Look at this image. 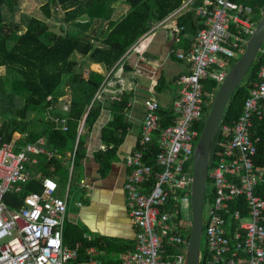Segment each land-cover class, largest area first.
<instances>
[{
    "label": "built area",
    "instance_id": "2783aa9c",
    "mask_svg": "<svg viewBox=\"0 0 264 264\" xmlns=\"http://www.w3.org/2000/svg\"><path fill=\"white\" fill-rule=\"evenodd\" d=\"M249 12L238 0H205L196 9L201 29L186 52L176 53L186 61L187 72L176 80V95L168 106L171 123L162 126L159 101L145 99L139 139L123 160L134 248L118 264L184 263L193 153L207 115L204 107L213 100L204 91V80L220 84L242 54L256 24ZM259 53L263 64L241 113L233 125L220 120L217 126L206 175L209 199L201 210L198 264H264V168L255 164L259 138L251 135L255 118L264 117V50ZM44 145L40 135H15L0 145V264H102L95 259L76 262L77 251L63 245L69 188L65 196H57L58 180L41 171L33 174L28 167L37 164V156L57 154ZM70 158L72 170L74 152ZM32 178L41 180L42 191L28 192L21 206L8 207L4 194H21Z\"/></svg>",
    "mask_w": 264,
    "mask_h": 264
},
{
    "label": "trees",
    "instance_id": "16d2710c",
    "mask_svg": "<svg viewBox=\"0 0 264 264\" xmlns=\"http://www.w3.org/2000/svg\"><path fill=\"white\" fill-rule=\"evenodd\" d=\"M19 1L0 0V68L3 69L0 74V145L10 142L15 135L32 139L39 133L45 149L56 150L57 154L37 156V164L28 167L33 174L41 171L44 176L56 177L60 190L62 184L72 178L69 177L70 155L74 152L71 172L76 166L80 170L95 122L101 110L107 108L112 117L101 128L104 149L94 153L99 175L104 176L110 171L117 150L132 127L124 119L130 107V95L97 100L95 96L104 75L87 70L84 76V64H97L104 73L110 71L142 36L185 4L176 14V25L181 29L179 38L187 35L192 43L202 27L196 9L205 0H46L41 5L46 18L52 16V7L62 12L59 22L65 33L63 37L48 32L51 26L44 19L21 14L15 20ZM238 1L250 9L248 15L254 22L264 10V0ZM116 2L128 9L113 19ZM261 49L264 50V44ZM262 64V54L258 53L247 75L231 94L221 117L222 123L233 125L250 87L258 80ZM218 86L209 78L204 80V91L213 97ZM65 96L67 98L63 99ZM208 101L205 113L210 108ZM159 111L161 125L170 124L172 116L168 107H160ZM251 135L259 138L255 164L264 168V117L255 118ZM16 142L22 145L21 139ZM42 189L41 180L32 178L24 184L21 194H4V201L8 207L17 208L23 202V195ZM207 199L206 183L203 203ZM62 241L65 247L77 251L76 262L95 259L102 264H118L119 257L134 248L133 240L89 234L85 226L68 219H65ZM89 249L95 254H88Z\"/></svg>",
    "mask_w": 264,
    "mask_h": 264
},
{
    "label": "crops",
    "instance_id": "0c3cea01",
    "mask_svg": "<svg viewBox=\"0 0 264 264\" xmlns=\"http://www.w3.org/2000/svg\"><path fill=\"white\" fill-rule=\"evenodd\" d=\"M185 6L142 36L110 71L104 73L101 66L92 63L83 66L84 76L87 70L104 75L101 88L95 96L97 100L106 101L123 94L130 95V107L125 111L124 119L132 126L117 150L110 171L104 176L99 175L94 153L103 150L100 133L112 117L109 109L101 110L86 144V156L81 161V175L77 182L86 200L76 202L80 206L77 214L69 210L67 200L66 219L81 221L89 229V234L134 241L135 227L128 214L123 190L125 176L128 174L123 160L134 150L139 139L145 99L154 98L161 107H168L176 95L178 76L187 72L186 61L176 56L178 51L186 52L192 44L187 35L179 38L180 32H176V14ZM74 58L79 60L77 55ZM68 188L70 191V186ZM55 194L63 197L59 187Z\"/></svg>",
    "mask_w": 264,
    "mask_h": 264
},
{
    "label": "water",
    "instance_id": "95a60500",
    "mask_svg": "<svg viewBox=\"0 0 264 264\" xmlns=\"http://www.w3.org/2000/svg\"><path fill=\"white\" fill-rule=\"evenodd\" d=\"M48 32L56 37H63L61 24L48 27ZM264 44V10L255 24L251 36L246 41L240 58L231 64L224 79L220 82L210 108L205 117L198 141L193 153V170L190 191V230L183 264L199 263V244L201 235V210L206 185V175L211 155V147L227 102L247 75Z\"/></svg>",
    "mask_w": 264,
    "mask_h": 264
},
{
    "label": "rangeland",
    "instance_id": "374dc122",
    "mask_svg": "<svg viewBox=\"0 0 264 264\" xmlns=\"http://www.w3.org/2000/svg\"><path fill=\"white\" fill-rule=\"evenodd\" d=\"M46 0H21L19 1V9L18 11H16L15 13V20H18L19 17H21V14H28V15H32L41 19H44L50 26H55L57 23H60L59 20H61L62 17V12L60 10H56L52 7V16L50 18H46L43 11L41 10V5L45 2ZM114 7V12H113V17L114 18H119L122 14H124L125 10L128 9L127 6H125L122 3L116 2L113 4ZM261 16V15H260ZM260 16L258 18H256L255 23L257 22V20L260 18ZM67 27V26H66ZM241 56V55H240ZM239 57L236 58V60H238ZM3 73V69L0 68V74ZM39 135V133H38ZM37 136V135H36ZM70 181L65 182L62 184V187L60 189L62 196H65V192L67 190V188L70 186V191H68L67 194V200H68V204H69V210L74 213L77 214V211L80 209V206H78L76 204L77 201H81L84 202L86 200V196L85 193L82 192V190L80 191V189H78L77 186V182L78 181V177L79 175H81L79 173V169L76 167L73 168V171L71 172L70 167H69V177ZM58 195V194H57ZM190 215V210H189V214ZM81 226H85L81 221L78 222ZM86 227V226H85ZM87 232L89 233V229L86 227ZM203 248V241H200V249Z\"/></svg>",
    "mask_w": 264,
    "mask_h": 264
}]
</instances>
